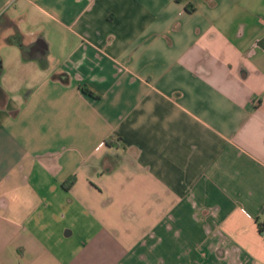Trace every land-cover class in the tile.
I'll return each mask as SVG.
<instances>
[{
    "label": "crops",
    "instance_id": "0c3cea01",
    "mask_svg": "<svg viewBox=\"0 0 264 264\" xmlns=\"http://www.w3.org/2000/svg\"><path fill=\"white\" fill-rule=\"evenodd\" d=\"M25 1L48 28L0 0V264H264V0Z\"/></svg>",
    "mask_w": 264,
    "mask_h": 264
},
{
    "label": "rangeland",
    "instance_id": "374dc122",
    "mask_svg": "<svg viewBox=\"0 0 264 264\" xmlns=\"http://www.w3.org/2000/svg\"><path fill=\"white\" fill-rule=\"evenodd\" d=\"M12 4H13V7L10 10L19 9L20 12H25V14L28 15V17H26L25 20L21 24V26H22L21 28L24 32L30 33V32L35 31L37 28L40 29V27L46 28L47 25H46V23L42 17L37 18L35 16L34 17L31 16L32 10H31L30 6L27 5L25 0H13ZM47 28H48V26H47ZM13 37H14L13 39H15L14 35H13ZM46 39H48V41H50V43L55 45V43H54L55 38L52 35L47 36ZM27 52L30 53V51H28V50H27ZM64 207L59 208L60 209L59 215L60 216L65 215L64 218L59 220L62 222V223H60V230H59V233H61V236L63 237V239L61 241H62L63 245H65L67 243H73L74 245L77 246L80 243V240H78L80 231H79V228L77 227V221H78L77 218L80 217V219H82L81 214L83 212H81V208L74 205V207H72L70 209V211H66V213H64L65 212L64 210H67V207L66 208H64ZM89 221H90V217L88 216V214L85 211V223L90 224ZM88 227L93 228L92 230L96 229L92 224L88 225ZM65 230L73 231L74 236H71V237L65 239L64 238V231Z\"/></svg>",
    "mask_w": 264,
    "mask_h": 264
},
{
    "label": "trees",
    "instance_id": "16d2710c",
    "mask_svg": "<svg viewBox=\"0 0 264 264\" xmlns=\"http://www.w3.org/2000/svg\"><path fill=\"white\" fill-rule=\"evenodd\" d=\"M7 42H8L9 44H11V45H15V46L19 47L21 50L24 51V54L27 55V56H23V59H24L25 61L30 59V58H29L30 55H28L29 53H28L26 50H24V48H23V46H22V44H21L20 41L18 42V41H16V40L12 39V38H9V39L7 40ZM25 51H26V52H25ZM43 67H44V64H43ZM52 79H53V80H56V81H61V82H63V83H67V78H66L64 75L53 74V75H52ZM115 143H116V142H115ZM115 143H114V144H115ZM110 144H111L110 142H108V141L106 142V145H110ZM73 182H74V178L72 177V178L68 179L67 182H65V183L62 185V187H63L65 190H68V189L73 185ZM257 230H258L259 234L264 238V221H262V222H257Z\"/></svg>",
    "mask_w": 264,
    "mask_h": 264
},
{
    "label": "flooded vegetation",
    "instance_id": "af4514ba",
    "mask_svg": "<svg viewBox=\"0 0 264 264\" xmlns=\"http://www.w3.org/2000/svg\"><path fill=\"white\" fill-rule=\"evenodd\" d=\"M30 52H40L41 47L39 46L38 42L34 44L31 48L28 49Z\"/></svg>",
    "mask_w": 264,
    "mask_h": 264
},
{
    "label": "water",
    "instance_id": "95a60500",
    "mask_svg": "<svg viewBox=\"0 0 264 264\" xmlns=\"http://www.w3.org/2000/svg\"><path fill=\"white\" fill-rule=\"evenodd\" d=\"M39 44V43H38ZM40 45V44H39Z\"/></svg>",
    "mask_w": 264,
    "mask_h": 264
}]
</instances>
